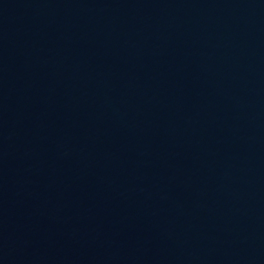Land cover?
Masks as SVG:
<instances>
[{
    "label": "water",
    "instance_id": "95a60500",
    "mask_svg": "<svg viewBox=\"0 0 264 264\" xmlns=\"http://www.w3.org/2000/svg\"><path fill=\"white\" fill-rule=\"evenodd\" d=\"M0 264H264V0H0Z\"/></svg>",
    "mask_w": 264,
    "mask_h": 264
}]
</instances>
